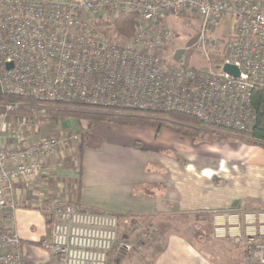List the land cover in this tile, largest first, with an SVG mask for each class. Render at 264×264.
I'll return each mask as SVG.
<instances>
[{
    "label": "built area",
    "instance_id": "obj_1",
    "mask_svg": "<svg viewBox=\"0 0 264 264\" xmlns=\"http://www.w3.org/2000/svg\"><path fill=\"white\" fill-rule=\"evenodd\" d=\"M187 11L198 15V33L166 54L175 37L166 19ZM120 13H134L136 27L116 42L99 25L111 27ZM225 15L233 18L232 30L216 37ZM188 54L201 56L208 67L191 65ZM214 54L220 61L211 64ZM225 64L237 67L238 76L224 72ZM257 89L264 90L263 0H0V92L30 99L9 101L0 113V264H22L20 238L1 224L13 184L38 175L42 159L58 146L79 141L75 132L62 129L59 136L31 140L26 122L36 118L35 109L79 102L148 114L179 112L203 125L246 131L254 123L251 97ZM18 109L30 115H15L17 123L11 124L9 114ZM6 137L14 144L6 145ZM41 204L51 231L40 244L56 264H107L117 239L115 214L82 209L59 196ZM253 257L264 263L262 255Z\"/></svg>",
    "mask_w": 264,
    "mask_h": 264
},
{
    "label": "crops",
    "instance_id": "obj_2",
    "mask_svg": "<svg viewBox=\"0 0 264 264\" xmlns=\"http://www.w3.org/2000/svg\"><path fill=\"white\" fill-rule=\"evenodd\" d=\"M56 121L58 131L75 132L79 141L44 157L38 175L16 180L1 218L2 226L21 240L22 264H56L40 244L51 231L41 203L53 196L115 214L118 229L121 220L147 219L151 240L159 243L152 258L140 259L145 241L137 239L133 227L131 235L121 237L137 257L111 261L109 253L107 264H249L235 240L245 226L256 227L255 213L264 209V148L237 135L194 144V137L154 133L151 127L109 122L91 127L92 122L72 117ZM26 134L31 140L60 135ZM4 143L13 145L14 139L6 137ZM118 236L119 230L116 243Z\"/></svg>",
    "mask_w": 264,
    "mask_h": 264
},
{
    "label": "rangeland",
    "instance_id": "obj_3",
    "mask_svg": "<svg viewBox=\"0 0 264 264\" xmlns=\"http://www.w3.org/2000/svg\"><path fill=\"white\" fill-rule=\"evenodd\" d=\"M232 21H233L232 17L228 15L223 16L219 28L215 30L213 34H215L216 37H220V38L227 37L230 31L232 30V23H233ZM166 23L175 34L174 39L164 49L166 54L173 53L175 46L177 45L185 46V45L190 44L195 39L198 33L199 18H198V15L193 11H187L184 13H180L177 16H172V17L170 16L169 18L166 19ZM187 23L191 24L189 28L186 27ZM99 28L101 31L105 33V35L110 40H113L116 42L121 41V38L115 32L112 26L107 27L105 23H102L99 25ZM187 57H188L189 63L195 67H199V68L208 67L207 61L201 56H194V55L192 56L188 54ZM219 61H220L219 56L218 55L216 56L214 54L213 57L211 58V64H216ZM8 102L9 101L0 102V108L2 109L0 113L4 111V105ZM34 103H32L29 106L30 107L32 106L34 108L38 106V104H34ZM51 106L52 104L47 103L46 107H44V111H40V109H35L36 118H31L30 122H26V125H29V133H58L57 126L59 127L60 123L58 121H56V123L52 122L53 118H51L48 115V110L51 108ZM9 115H12L13 117L15 116L14 114H9ZM15 118L16 116L12 120H10L9 118V122L11 124L17 123V121H15ZM54 118H57V117H54ZM58 118H61V117H58ZM98 125H101V123H91V127H96ZM106 125H110V124H106ZM195 126L199 130L194 135V138H191V141L193 140L194 144L196 142L203 143L204 141L220 142L222 140H227L228 138H230L229 135H236L232 131L227 130V129L216 131L212 126H206V127L201 126V125L200 126L195 125ZM153 129L155 130L154 133H164V131H167L166 133H175L165 128H161L160 130L156 128H153ZM62 130L65 131L64 129ZM99 131L87 130L85 133H99ZM102 133H110V132L103 130ZM158 137L159 136H157V138ZM242 139L244 138L240 136V140ZM170 147L172 148L174 147L176 149L175 146H170ZM166 152L172 153V151L168 148H166ZM255 215H257V221H259V223L258 222L256 223V227L254 226L255 228L251 232L252 233L251 237L254 238L255 242H250L249 239L251 237L246 234L247 233L246 226L244 230V235H240V236L237 235L238 239L235 240L241 250L243 258L247 262H249V264L261 263L259 260H257L258 258L253 257L254 253H258L264 257V234H263L264 233V222L261 220L262 218H264V209H261L259 213L258 212L255 213ZM131 222H132L131 218L127 220H121V223L118 229L119 230L118 240H117L116 245H114V247L110 251L109 258H112L111 259L112 261L114 258L132 259L133 255L137 257V254H135L133 251L134 248L128 249L124 247L125 242L122 240V237H121V235H124V234L131 235L132 234L131 230L133 227H135L136 228L135 235L137 239H140L141 241L142 240L145 241V246L138 252L139 257L140 259L142 258L145 259V263H147L149 259L152 258L153 254L155 253V250L159 247V243H154L153 240H151V237L153 236L154 232H151V231L149 232L147 223H145L147 222V219L144 222H142L139 219H135L134 224H132ZM145 227H146V230H143ZM128 242H131V241L128 240ZM249 243H252V244H249ZM261 244H263V246L258 247Z\"/></svg>",
    "mask_w": 264,
    "mask_h": 264
},
{
    "label": "trees",
    "instance_id": "obj_4",
    "mask_svg": "<svg viewBox=\"0 0 264 264\" xmlns=\"http://www.w3.org/2000/svg\"><path fill=\"white\" fill-rule=\"evenodd\" d=\"M136 15L134 13H120L114 19L112 27L121 38H129L136 27ZM30 101V99L3 95L0 92V102L14 101V100ZM48 110V115L54 117H72L75 119L85 120L92 123L109 122L121 126H140L151 127L156 129L165 128L183 136H193L198 132L197 126L203 125L197 118L179 112H155L142 113L131 110H113L102 109L97 106H90L87 104L72 102L61 103L55 102ZM251 106L255 114L253 125L246 131H232L234 134L241 136L246 144L257 145L264 148V90L257 89L253 92L251 97ZM2 109L0 108V111ZM30 112L26 109H18L11 112L14 115H25ZM212 126V125H211ZM216 131L226 130L221 126H212ZM229 130V129H227ZM78 204V203H77Z\"/></svg>",
    "mask_w": 264,
    "mask_h": 264
},
{
    "label": "water",
    "instance_id": "obj_5",
    "mask_svg": "<svg viewBox=\"0 0 264 264\" xmlns=\"http://www.w3.org/2000/svg\"><path fill=\"white\" fill-rule=\"evenodd\" d=\"M8 67L10 68L11 65H8ZM223 71L234 76V77H237L239 74L238 68L233 66V65H230V64H225L223 66Z\"/></svg>",
    "mask_w": 264,
    "mask_h": 264
}]
</instances>
